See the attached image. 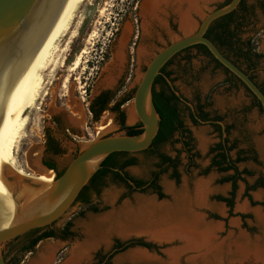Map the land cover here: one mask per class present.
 <instances>
[{
  "label": "rangeland",
  "instance_id": "1",
  "mask_svg": "<svg viewBox=\"0 0 264 264\" xmlns=\"http://www.w3.org/2000/svg\"><path fill=\"white\" fill-rule=\"evenodd\" d=\"M141 1L143 0H81L78 4L69 28L71 30L74 23L77 22L74 34L67 38L68 33H66L59 39L57 62H55L52 71L47 69L42 71V89L28 108L26 136L21 140L16 151V165L21 166L26 175L37 177L38 173L35 172L43 170L39 166L38 160L42 155L46 133L59 141V154L52 160L58 171H61L81 145L100 135L125 130L114 117L113 112L104 111L97 121H93L87 105L94 94L114 80L115 71L122 60V56L118 60L115 57L116 46L123 37L121 47L129 41L134 33L133 24L135 22L138 24L139 31L138 42L133 47L137 65L126 91L135 87L147 61L158 48L169 40L171 32H177V24L172 14L173 31L167 27L165 29L159 27L163 30L164 38L157 33L158 45L151 49L148 46V39L152 35L151 28H149L148 34L140 32ZM225 2L226 0H208L203 10L208 11ZM201 14L202 12L192 14L195 25ZM233 17H237L235 22L240 21V25L236 26V23L232 21L228 25L229 30H232L235 37L241 42L250 38L255 44L259 56H252L250 61L233 55L231 57L264 89V49L262 48L264 0H241ZM141 48H145L147 51L143 57L137 53V49L141 50ZM77 55H80L79 62L74 69L70 70L68 67ZM166 71L169 72L170 85L175 87L178 95H184L190 100L199 98L202 103L206 104L205 110L211 114L221 115L222 120L230 126L229 141L236 145V148L230 150L231 156L235 157L236 149H242V156L246 157L236 163L238 170L246 169L249 173L242 172V178L236 181L230 213L228 206L218 200L216 196H229L230 182L221 181V179L231 171L222 172L209 164L211 153L208 148L218 138L208 123H191L186 108L180 105L181 119L184 125L191 130V145L194 153L192 164L187 165V155L181 147L178 134L174 133L157 149L176 159L177 177L171 176L170 167L158 170L157 159L150 151L133 152L130 156L133 157L134 162L131 166L126 167V171L130 175L141 179H148L151 172L156 171L162 197L158 198L155 193L149 190L127 192L117 185L112 177L107 176L103 179L98 193L91 189L88 190L89 203L80 204L75 201L66 213L53 223V227L58 232L66 221L70 222V234L66 239H42L34 246L36 251L31 252L3 251L7 264H63L70 257L71 249L85 239L84 229L90 220L93 223L92 230L96 228L97 230L93 231L99 233L102 225L92 221L105 216L110 211H116L124 201H133L135 196H150L158 202L169 199L170 195L164 191L163 181L171 183L177 189L183 181L191 186L196 179L209 180L210 190L206 198L209 207L202 208L201 212L208 222L219 225L215 232L218 240L225 238L228 234L235 238L241 233L246 234L252 240L257 236L261 237L258 234L261 233L262 226L257 222L253 210L259 208L257 210L263 217L264 209L261 202L264 201V110L255 103L251 93L236 77L231 76L223 66L217 64L208 53L198 47H192L179 53L166 66ZM129 109L133 111L130 120L128 119ZM123 111V125L130 126L138 121L134 114L133 99L124 104ZM53 117L58 119L57 123H52ZM66 128L67 131H65ZM71 129L73 130L71 131ZM200 137L204 139L201 145L199 144ZM34 159L38 163L37 169H34L30 164ZM259 180H261L260 183ZM255 183L254 188H247ZM109 191L113 194L111 199L106 195ZM250 200L253 201V204ZM240 204H245V209H240L238 207ZM241 214L244 216V226H241L237 220ZM225 217L227 218L224 225ZM127 240H131L129 245L125 244ZM139 240L148 243L151 249L147 250L143 246L136 245ZM113 241L123 243L122 248H125L106 251L111 247ZM177 244V241H161L159 243L142 234H132L125 238L110 235L106 242L96 244L89 249L86 258L75 264H96L94 256L97 253H107L108 264H164L167 258L165 249ZM18 246L19 243L12 240L5 245L4 249ZM64 247L65 249H63ZM100 249L103 251H96ZM135 249L144 250L152 256L151 259L116 261L117 257ZM45 251H49L46 254V262L40 263L39 259ZM186 255L185 251L180 253L179 264H186ZM118 259L124 258L119 257Z\"/></svg>",
  "mask_w": 264,
  "mask_h": 264
},
{
  "label": "bare ground",
  "instance_id": "2",
  "mask_svg": "<svg viewBox=\"0 0 264 264\" xmlns=\"http://www.w3.org/2000/svg\"><path fill=\"white\" fill-rule=\"evenodd\" d=\"M207 1L143 0L140 5L142 30L148 34L153 24L165 29L167 10L170 9L178 31L186 33L194 26L192 14L200 13ZM80 2L81 0H64L17 85L11 114L0 126V159H4L6 164L20 174L26 175L24 169L16 165V151L21 140L26 136L28 108L42 89V71L44 69L52 71L57 62L59 39L66 33H68L67 38L74 34L77 22L69 30L70 22ZM122 39L116 46L117 60L121 57ZM262 48L264 49V41H262ZM146 52L145 48H141L139 54L143 57ZM79 57L80 55H77L70 63L68 67L70 70L77 66ZM132 112V109L128 110L129 120L133 116ZM201 137L200 145L204 140ZM38 163L35 159L30 162L34 169H37ZM42 169L40 172L36 171L38 176L34 177L42 185L29 195L42 191L53 181V170L44 167ZM208 181L207 179H196L191 186L183 181L177 189L171 183L163 181V188L170 195L169 199L158 202L150 196H135L133 201H124L116 211H110L105 216L92 221L102 225L99 233L93 231L96 228L92 230L93 223L90 220L84 229L85 239L71 249L70 257L63 264H75L86 258L89 249L100 242H106L110 235L125 238L132 234H142L159 243L177 241V245L165 249L167 258L164 264H179L182 251L187 252L186 264H264V243H261L264 239V219L259 210L254 209L253 212L257 222L263 227L261 237L257 236L251 241L246 234L241 233L235 238L228 234L225 238L218 240L215 232L219 225L208 222L201 212L202 208L209 207L206 199L210 190ZM106 195L110 199L113 196L110 191ZM238 207L245 209L246 205L240 204ZM47 252L49 251L42 254L39 259L40 263L46 262ZM125 257L132 260H148L152 256L144 250L135 249L126 253Z\"/></svg>",
  "mask_w": 264,
  "mask_h": 264
},
{
  "label": "water",
  "instance_id": "3",
  "mask_svg": "<svg viewBox=\"0 0 264 264\" xmlns=\"http://www.w3.org/2000/svg\"><path fill=\"white\" fill-rule=\"evenodd\" d=\"M63 2L0 0V126L11 114L17 85ZM239 2L228 0L208 11L202 9L196 25L194 23L186 33L178 29L177 32H171L169 40L152 54L138 78L132 96L134 114L141 123L139 133L127 134L125 130L108 133L81 145L61 173L54 175L50 185L34 195L29 194L41 187V182L18 173L4 159H0V264H7L3 250L8 242L33 228L50 225L66 213L107 155L117 151L138 152L150 146L160 119L152 99V82L161 66L179 50L194 44L204 45L264 110V92L261 88L205 35L214 20L236 9ZM139 25L140 32L144 34L141 22ZM139 51L137 49V53ZM166 79L170 84V80ZM38 161L42 167L48 168ZM130 241L127 240L125 244Z\"/></svg>",
  "mask_w": 264,
  "mask_h": 264
},
{
  "label": "flooded vegetation",
  "instance_id": "4",
  "mask_svg": "<svg viewBox=\"0 0 264 264\" xmlns=\"http://www.w3.org/2000/svg\"><path fill=\"white\" fill-rule=\"evenodd\" d=\"M240 3L241 2H239L237 8L239 7ZM167 11H168L167 12V16H166L167 28L169 30L173 31L174 25L172 24V21H171V19H172V11L170 9H168ZM221 22L223 23V22H225V20H223ZM150 28H151V31H152V35H151V38L148 39V46L151 49L152 48L154 49L158 45V42L156 40L157 33L162 38H164V33H163V30L161 28H159V26L152 25ZM133 32L134 33L130 37L129 41L124 46H122L121 49H120L122 60H121V64L119 65L118 69L115 71L114 80L112 81L111 84H109L108 86H106L104 88H101L96 94H94V96L89 99V102H88V105H87V109H88L89 112H90V110H89V106L90 105H92L95 109L99 108L100 105H104V108L102 109L101 113L104 112V111L113 112L114 113V117L123 126V128L127 126V125H123V122H124L123 106H124V104H126L128 101H130L132 99V96H133V93H134V90H135V87H136V85H135V87L132 90L126 91V87L129 84V82H131V79H132V77L134 75L135 66L137 65L135 53H134V50H133V47L137 44L138 38H139V35H138V32H139L138 31V24L136 22H135V24H133ZM205 34H206V32H205ZM131 39H133V40H131ZM248 39L249 38H246V40L242 41V43H245L246 41H248ZM122 41H123V39H122ZM238 41H239L238 38H236L234 36L231 37V43L234 46L238 45V43H239ZM197 46H198L197 44H194V45H191V46H188V47H185V48L179 50L174 55H172L161 66V68L159 69V73H157L155 75L154 80L152 82L151 93H153V92H162L166 96L174 95L173 98L171 99V103L175 107V110H176L177 116H178L177 118H178V121L180 122V125L178 124V122H176V128L173 131L171 137L174 135V133L178 134V139H179V141L181 143V147H182V149L185 151V153L187 155V160H188L187 161V165L188 166L190 164H192L193 155H194V153L192 152V145H191V130L186 125H184V122L181 119V116H180V105H183L186 108V110L188 112L187 113L188 114V118H189L191 123L198 124V123H204L205 122V123H208L212 127V131L214 132L215 136L218 138L217 141H215L214 143L210 144V146L208 148L209 153H211V158H210L209 164L211 166H213L212 165V161L217 158L216 155L219 152H223L225 154V156H226V159H229V160H234L238 155L241 156V153L239 154V152L242 149H240V150L236 149L235 157H232L231 154H230V150L236 148V145H235L234 142L232 143V142L229 141V138H228V132H229V129H230L229 124L222 120L221 115H219L217 113L211 114L207 110H205V105L206 104L202 103V101L199 98H196L195 100H190V99H187L186 97H184V95L176 94L175 91H174L175 87L171 86L167 82V79H166V78H169V72L166 71V66L169 65L173 61V59L176 58V56L179 53H181L183 51H186V50H188V49H190L192 47H197ZM144 68H143V70H144ZM246 73L248 74V72H246ZM229 74H231V76L235 77L232 73L229 72ZM249 76H250V74H249ZM256 84L264 92V89L262 88V86L260 84H258V83H256ZM253 98L255 100V103L261 108V106L259 105L257 99L254 96H253ZM116 104H118V108L117 109L115 108ZM203 112L207 113L206 117H202L201 114ZM121 113L123 115L122 119L120 118L121 117L120 116ZM91 119H92V114H91ZM51 121H52V123H57L58 119L56 117H53V119ZM93 121H95V120H93ZM219 121L221 122V124L219 123ZM138 122L139 121H137L135 124H137ZM135 124H133V125H135ZM67 130L68 129L66 128L65 131H67ZM72 130L73 129H71V131ZM167 140H163V141H161V142H159L157 144H152L151 143L149 147H147L146 149H144L142 151H139V152L150 151L153 155H155V157L157 159L156 166H157L158 170H161L163 167H170L171 176H172L173 171H176V175L178 176V173H177V170H176V164H175L176 163V159H174V157H171L170 155H167L166 153H163V152H161V151H159L157 149L160 144H162L163 142H165ZM219 144H220V146H218ZM59 151H60V145H59L58 139H56L53 136H51L48 133H46L40 161H41V164L44 165V166H46L44 163H50L51 166L48 167V168L52 169L55 172L54 175H56L59 171L57 169L56 164L53 162L52 158L54 156L58 155ZM132 153L133 152H125V151H117V152H115L112 155V157H111V163L110 164L108 163V164L104 165L105 166L104 168L106 169L104 171V173H101L92 182L88 181V183L85 185V188L81 189V191L84 189L83 195H81L80 198H78V196H77L75 201H78L80 204L89 203L90 197H89V191L88 190L91 189L95 193H98L99 187H100L103 179L105 177H107V176L112 177L116 181L117 185L121 186L127 192H129V191L142 192V191H145V190H149L152 193H155L158 198H160L158 196V194L156 193V191L154 189V186H153V181H156L155 180V172L156 171H152L148 179H141V178H138V177L130 175L126 171V167L131 166L133 163H129V164H126V165L122 166L123 163L126 160H128L129 158H133V157L130 156V154H132ZM160 154H164V155L170 157V160L161 161V158L159 156ZM236 163H235V165H236ZM213 167H215L217 169L216 166H213ZM229 170L231 171L230 174H232L233 170L232 169H229ZM229 170L222 171V172H227ZM219 171H221V170H219ZM238 171H240V170H238ZM173 177H175V176H173ZM136 180H141L143 183L137 184ZM188 186H190V185L188 184ZM230 189H231V182H230ZM160 191H161V188H160ZM80 192H79V194H80ZM118 199H119V197H118ZM225 205L227 206L226 203H225ZM226 218L227 217L224 218V225L226 223V221H225ZM243 218H244V216L242 214L237 218V220H239L241 226H244ZM66 222H68V221H66ZM53 223H51L50 225L43 226V227L33 228V229H31V230H29V231H27V232L15 237L13 239V241H17L19 243V246L15 247V248L14 247H7L3 251H27V252H31V251H36L34 249V246L39 241H41L42 239H45V238H53V239L58 238V239H61V240L66 239L69 234L63 236V226L65 225V223L60 227L58 232L53 227ZM262 230H263V227H262ZM46 231H53V236H48V237L42 238L33 247H28L29 243L31 242V240L33 238H35L36 236H38V235H40V234H42V233H44ZM69 232H70V230H69ZM261 234H262V231L258 235H261ZM248 235H250V234H248ZM248 238L252 241V238H250V237H248ZM138 242H141V241L139 240ZM262 242H263V239H262ZM136 245L142 246L141 244H136ZM65 247L63 249H65ZM122 247H123V243H121L119 241H113L111 247H109V249H107L106 251H117V250H121V249L125 248V247L124 248H122ZM143 247H145L147 250L151 249V247H150V245L148 243H146V245L143 246ZM96 251H103V250L100 249V250H96ZM94 259L96 260V264H108L107 263V260H108V254L107 253L106 254L97 253L94 256Z\"/></svg>",
  "mask_w": 264,
  "mask_h": 264
},
{
  "label": "trees",
  "instance_id": "5",
  "mask_svg": "<svg viewBox=\"0 0 264 264\" xmlns=\"http://www.w3.org/2000/svg\"><path fill=\"white\" fill-rule=\"evenodd\" d=\"M228 0H226L227 2ZM241 2V0H240ZM237 9H234L233 11L217 18L213 23H211V25L208 27L207 31H206V36L209 37L216 45L217 47L220 49V51L229 59H231L237 66H239L236 62V60H234L231 56H236V57H241L247 61H250L252 56H259L258 51H256V46L253 43V41L249 38L248 41H246L245 43H242L241 41H238V45L234 46L231 43V37L234 36L235 34L232 30H229L228 25L230 22L236 20L237 17H233L235 15ZM242 18V17H241ZM225 20V22H221ZM236 26L240 25V21L239 22H235ZM198 48L204 50L206 53H208L211 58L217 63L218 61L216 59L213 58V56L209 53V51L207 50V48L202 45V44H197ZM220 65V64H219ZM240 67V66H239ZM227 70V69H225ZM228 71V70H227ZM229 72V71H228ZM262 90V89H261ZM263 91V90H262ZM174 95L172 96H166L165 94H163L162 92H153L152 93V98L154 101V105L155 108L157 110V113L160 117L159 119V125H158V129L157 132L152 140V144H157L163 140H167L171 137L173 131L176 128V122H178V124L180 125V122L178 121V116H177V112L175 110V107L173 106V104L171 103V99L173 98ZM104 108V105H100L99 108L95 109L92 105L89 106V110L92 114V119L97 121L101 115V111ZM116 109L118 108V104H116ZM202 117H206L207 113L203 112ZM121 119L123 118V115L121 113L120 115ZM141 123L138 122L135 125H131V126H126L124 127L126 130L127 134H137L141 131ZM220 146V144L218 145ZM110 153L109 155H107L104 160L101 162L100 167L93 173V175L91 176V178L89 179L90 182H92L95 178H97L101 173H104V171L106 170L104 167L105 164H110L111 163V157L114 154ZM241 153V156H237L234 160H229L226 159V156L223 152H219L217 153V158L214 159L212 161V165L216 166L218 170L221 171H226L229 169L233 170L232 174L226 175L224 176L221 181H230L231 182V189L229 191V196H221V195H217L216 198L218 200L224 201L227 206L229 207V213H230V209L233 205V197H234V193H235V189H236V181L237 179H241V173H249L246 169L242 170V171H238L237 166L235 165L236 162L241 161L246 159V157L242 156L243 151L241 150L239 152V154ZM161 158V161H165V160H170V157L164 155V154H160L159 155ZM134 159L133 158H129L128 160H126L122 166L129 164V163H133ZM47 167H50V163H44ZM161 170H164V168H162ZM62 171V170H61ZM61 171H59L57 175H59L61 173ZM172 176H177L176 175V171H173ZM157 178H158V173L155 172V180L153 181V186L154 189L156 191V193L158 194L159 197H162L163 194L160 191V186L157 183ZM261 180H259L260 183ZM137 184H141L143 183L141 180H136ZM258 185V184H257ZM256 186V183L252 186H247V188L251 187L254 188ZM85 188V186L83 187ZM84 189L80 192V194L78 195V198L81 197V195H83ZM250 202L253 204V201L250 200ZM261 205L264 208V201L261 202ZM95 209V208H94ZM69 226H70V222H66L65 225L63 226V236L70 234L69 232ZM48 236H53V231H46L38 236H36L35 238H33L31 240V242L29 243L28 247H33L40 239L48 237ZM136 244H141L142 246H145L146 243L145 242H136Z\"/></svg>",
  "mask_w": 264,
  "mask_h": 264
},
{
  "label": "crops",
  "instance_id": "6",
  "mask_svg": "<svg viewBox=\"0 0 264 264\" xmlns=\"http://www.w3.org/2000/svg\"><path fill=\"white\" fill-rule=\"evenodd\" d=\"M255 209V208H254ZM257 209H259V208H257ZM253 210V209H252ZM263 218H264V215H263ZM249 237V236H248ZM261 243L263 244L264 243V239H263V242H262V240H261ZM129 252V251H128ZM145 252V251H144ZM125 255H126V253L125 254H123V255H121V256H119V257H121V258H124V259H118L119 257H117V260L116 261H118V262H120V261H140V260H132V259H128V258H126L125 257ZM142 260V259H141Z\"/></svg>",
  "mask_w": 264,
  "mask_h": 264
}]
</instances>
